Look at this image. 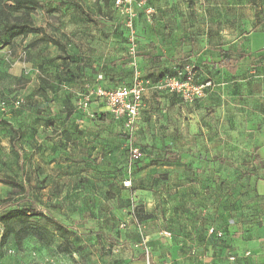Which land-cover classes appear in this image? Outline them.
Segmentation results:
<instances>
[{
  "label": "rangeland",
  "instance_id": "rangeland-1",
  "mask_svg": "<svg viewBox=\"0 0 264 264\" xmlns=\"http://www.w3.org/2000/svg\"><path fill=\"white\" fill-rule=\"evenodd\" d=\"M184 1L191 6L192 0ZM216 1L234 6L229 48L251 55L238 75L255 118L248 136L217 146L219 161L211 168L197 166L201 152L189 148L148 149L137 125L129 134L101 110L102 102H92L88 114L79 108L78 100L98 76L109 87L132 81L123 65V21L111 0H44V7L31 13L44 35L0 41V176L14 178L24 189L0 184V215L22 207L49 219L11 221L15 232L28 234L20 242L14 234L6 238L0 264H128L139 257L147 263L145 242L150 264H223L251 255L239 240L255 239L252 227L264 204V108L258 104L264 99V34L250 37L254 26L242 20L250 14L262 21L264 32V0ZM221 6L215 8L217 17H225ZM181 70L177 66L163 76ZM167 123L174 131L180 127L171 115ZM172 134L176 146H187ZM134 149L138 160L131 158ZM127 177L131 183L125 188ZM5 199L10 207L1 210ZM209 228L222 237L209 235ZM4 231L0 224V239ZM64 248L70 253L61 252Z\"/></svg>",
  "mask_w": 264,
  "mask_h": 264
},
{
  "label": "crops",
  "instance_id": "crops-1",
  "mask_svg": "<svg viewBox=\"0 0 264 264\" xmlns=\"http://www.w3.org/2000/svg\"><path fill=\"white\" fill-rule=\"evenodd\" d=\"M136 2L141 5L137 7L136 4L135 8L137 32L141 36L138 65L142 74L156 76L159 72L174 70L177 66L184 68L191 65L195 68L197 82L210 83L205 95L190 105L181 103L173 94L168 95L148 87L137 124V133L144 136L141 144L148 149L171 147L177 151V148H189L201 152L197 155V166L211 168L214 165L212 161H218L215 159L217 146L229 138L234 141V136H248L250 120L255 118L250 110L251 103L246 98L244 100L246 87L242 85L241 96L235 94V89L245 83L238 75L243 66L242 61L234 73L213 67L223 56H237L229 48V40H232L235 33L234 6L227 4V1L221 6V1L216 0H192L191 6L184 0ZM218 5L225 17L214 15ZM259 21L250 14L243 17V24L254 26L250 37L254 33L264 34L260 31L262 21ZM142 23L144 28L140 27ZM237 37L242 38L240 35ZM247 55L251 58V55ZM215 91L218 95L213 94ZM258 102L264 108V99ZM101 110L104 111V108ZM259 114L257 112L256 117ZM170 115L174 121L178 120L180 127H177V131L168 126ZM172 132L174 136L182 137L181 144L187 146H176V140L170 138ZM261 194L264 201V192ZM259 220V224L252 227L255 239L251 242H247V239L239 240V244L249 248L251 255H243L233 262L223 264H264V204ZM128 264L147 263L143 257H139Z\"/></svg>",
  "mask_w": 264,
  "mask_h": 264
},
{
  "label": "built area",
  "instance_id": "built-area-1",
  "mask_svg": "<svg viewBox=\"0 0 264 264\" xmlns=\"http://www.w3.org/2000/svg\"><path fill=\"white\" fill-rule=\"evenodd\" d=\"M113 7L122 18L127 37L126 56L129 59L128 66L132 70V81L129 86H123L114 90H105L100 86L89 89L78 100L79 108L88 114V107L92 102L103 103L104 112L109 114L115 122H121L126 132L131 134L135 129L141 110L143 108V97L148 87L155 90L168 91L174 94L184 103H193L195 100L205 95V90L210 83L199 84L195 82L196 73L194 67L187 65L175 76H166L163 79L152 83L149 79L143 77L138 65L139 44L135 21L137 12L135 11L134 0H113ZM98 81L101 76H98ZM19 102L17 101L16 104ZM140 152L138 149L131 151V158L138 160ZM130 180L127 178L123 181L125 188L130 186ZM209 235L222 237V233H216L213 228L208 229ZM165 239L170 238V234L164 233ZM143 256L150 263V249L143 244ZM246 253L245 256H248ZM231 262L235 257L229 259Z\"/></svg>",
  "mask_w": 264,
  "mask_h": 264
},
{
  "label": "trees",
  "instance_id": "trees-1",
  "mask_svg": "<svg viewBox=\"0 0 264 264\" xmlns=\"http://www.w3.org/2000/svg\"><path fill=\"white\" fill-rule=\"evenodd\" d=\"M111 3L113 6V0H111ZM134 3H135V5L137 4L136 5L137 7L141 6L139 3L136 2V0H134ZM44 5H45L44 0H0V41H2L4 39L12 41L16 38H25L28 35H33V34L34 35H44V33H45L44 29L42 27L36 26L33 22L32 17H31V13L33 10L43 8ZM73 5L76 8L80 9L79 5H77L76 3H73ZM114 10H115V8H114ZM135 10H136V8H135ZM115 12L117 13L116 10H115ZM123 27H124V24H123ZM135 27H136V21H135ZM136 30H137V27H136ZM123 37H124V43H125L124 53L122 56V58L124 59L123 65L132 77V70L128 66L129 59L126 56L127 37H126L125 27H124ZM137 37H138V44H139L138 32H137ZM49 42H51L55 46H57L60 52L65 51L64 47L62 45H60L58 41L50 39ZM138 57H139V55H138ZM58 58L63 59L61 57H58ZM244 59H246V61H247L248 59H250V57L244 53H239L235 57L223 56L221 58V60L219 61V63H217L216 65H213V67L217 68L218 70H221L222 68H224L229 73H234L235 70H237L239 63ZM182 70H183V67H182ZM194 70H195V68H194ZM163 73L164 72H161L159 75H156V76L149 75L146 77V79H149L152 83H156L157 81L166 77V76H163ZM170 76H175V75H170ZM195 82L199 83V84L200 83L201 84L207 83V82H197L196 77H195ZM129 85H130V83L127 85L109 87V86H105V85L101 84V80L98 81L96 79V84L90 89H93L96 86H100L101 88H103L105 90H114L116 88L123 87V86H129ZM100 106H101V104H100ZM69 113H70V111H69ZM99 114H101V113H95V116L98 115V117H100ZM93 117H94V115H93ZM118 123H119V125H121L123 127L121 122H118ZM205 159L207 160L208 157L205 156ZM217 160L219 161V159H217ZM0 184L14 188V189H18L20 192H23V190H24L22 185L10 176H0ZM1 203H2L1 210H5L6 208L10 207L8 199L2 200ZM34 216L35 217H41L45 220H49L46 216L42 215L41 213H39L35 210H31L28 208H22V207H20V208L15 207L13 209L6 211L2 215H0V224H2L4 226V229H5V231L2 234L1 239H0V245L1 246L4 245V243L6 242V238L11 234H14L15 238L19 242L23 237H26L28 234L27 231H25L24 229H20L19 231L15 232L14 229L9 225V223L11 221H16V222L23 224L29 218L34 217ZM54 225H55V228L57 230L62 229L59 223L55 222ZM31 233H33L35 235V237H38V239L42 240L43 235L39 230L34 229L31 231ZM213 236H216V235H213ZM61 252L70 253V250L67 248H64V249H61Z\"/></svg>",
  "mask_w": 264,
  "mask_h": 264
}]
</instances>
